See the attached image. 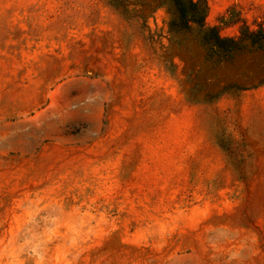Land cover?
I'll return each mask as SVG.
<instances>
[{"label":"rangeland","instance_id":"374dc122","mask_svg":"<svg viewBox=\"0 0 264 264\" xmlns=\"http://www.w3.org/2000/svg\"><path fill=\"white\" fill-rule=\"evenodd\" d=\"M206 27L264 28V0ZM171 0H0V264H264V50L216 61Z\"/></svg>","mask_w":264,"mask_h":264},{"label":"trees","instance_id":"16d2710c","mask_svg":"<svg viewBox=\"0 0 264 264\" xmlns=\"http://www.w3.org/2000/svg\"><path fill=\"white\" fill-rule=\"evenodd\" d=\"M176 17L171 21V28L177 31H189L194 25L204 30L202 41L210 49V56L216 61L232 59L233 55L248 47L264 50V28H250L245 22L240 27L239 36H222L216 26L206 27L208 12L207 0H171Z\"/></svg>","mask_w":264,"mask_h":264}]
</instances>
